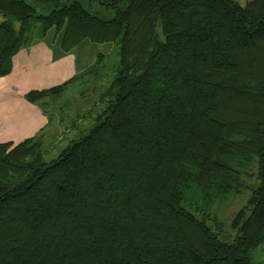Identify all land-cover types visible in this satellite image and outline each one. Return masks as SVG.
<instances>
[{
	"label": "trees",
	"instance_id": "trees-1",
	"mask_svg": "<svg viewBox=\"0 0 264 264\" xmlns=\"http://www.w3.org/2000/svg\"><path fill=\"white\" fill-rule=\"evenodd\" d=\"M35 2L50 11L0 0V77L38 41L61 53L119 41V69L106 110L57 157L31 138L0 143V264H259L264 0H99L109 20L80 0ZM253 158L259 184L228 241L205 209L242 192Z\"/></svg>",
	"mask_w": 264,
	"mask_h": 264
},
{
	"label": "rangeland",
	"instance_id": "rangeland-1",
	"mask_svg": "<svg viewBox=\"0 0 264 264\" xmlns=\"http://www.w3.org/2000/svg\"><path fill=\"white\" fill-rule=\"evenodd\" d=\"M25 1L31 4L37 13L47 14L50 11L49 7L38 4L35 0ZM80 1L91 13L105 20L112 19L115 16V10L106 9L100 4L99 0ZM236 1L241 5H245L250 0ZM122 8H125V5H122ZM5 19L7 18L0 13V23ZM13 25L17 29L19 23L13 22ZM47 46L52 50L53 61H56L61 54L71 53L70 58L74 67L71 68L64 81L58 82L54 78L45 87V89H48L59 86L73 79L62 94L57 97H48L42 100L40 105L38 104L47 122L40 132L29 138L42 143L45 161L57 157L72 141H77L83 135L88 134L95 118L106 110L109 98L104 94L118 72L120 59L119 41L111 43L84 41L79 48L64 53L54 50L50 44H47ZM47 66H51V63ZM8 142L13 145L19 143ZM257 172V159L253 158L251 164L241 173L246 185L242 192L240 194H230L205 209V211L210 212V215H216L223 223L224 239L228 241L233 240L236 235V232L230 227L232 218L247 204L252 189L259 184ZM250 258L253 262L264 264V241L251 250Z\"/></svg>",
	"mask_w": 264,
	"mask_h": 264
},
{
	"label": "crops",
	"instance_id": "crops-1",
	"mask_svg": "<svg viewBox=\"0 0 264 264\" xmlns=\"http://www.w3.org/2000/svg\"><path fill=\"white\" fill-rule=\"evenodd\" d=\"M71 53L53 61L52 50L43 41L22 48L12 60L11 72L0 77V143H17L36 135L46 125L38 104L26 100L31 90L45 89L54 78L65 80L74 64ZM51 63V66H47Z\"/></svg>",
	"mask_w": 264,
	"mask_h": 264
}]
</instances>
